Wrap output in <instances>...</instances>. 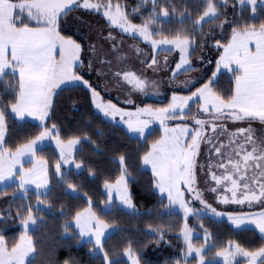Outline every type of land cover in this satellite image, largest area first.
I'll return each instance as SVG.
<instances>
[{
  "label": "snow or ice",
  "instance_id": "6c2138e0",
  "mask_svg": "<svg viewBox=\"0 0 264 264\" xmlns=\"http://www.w3.org/2000/svg\"><path fill=\"white\" fill-rule=\"evenodd\" d=\"M151 2L154 5L153 15L149 16L144 23L137 25L131 23L122 10V6L119 3L114 4L113 0H107L106 3L101 0H95V2L93 0H0V81L8 75H13L17 77L18 85L15 103L6 104L0 100V184L10 186L15 183L17 189L25 194L29 191L28 186L34 185L37 190V203H43L39 200V196L46 194L40 190L47 188L48 184L47 161L37 160L33 167L25 169L23 158L28 157V162H32L37 148L46 139H55L60 149L61 160L55 164V172L63 179L61 165L71 162L72 151L81 142V137H74L65 143L59 138L56 125L53 124L51 128L44 127L34 139L21 144L14 152L5 146L6 110H10L21 119L26 115L35 116L43 122L51 110L55 90L62 85L79 82L86 86L92 92L96 108L105 116L113 119L117 115H120L122 119L124 116L137 117L135 123L131 119L125 123L128 124L130 131L141 135L151 121L158 120L164 125L166 120L175 119L178 112L183 115L189 101L202 100L200 110L204 113H209L211 110L212 121L193 117L198 128H189L187 125L169 128L165 125L164 135L151 145L150 150L143 155L142 161L144 165L151 166L156 177L154 186L162 195L166 194L168 207L178 205L183 209L185 224L181 232L186 244L184 260L187 261L189 256L196 253L199 264H205L202 254L205 250L204 246L195 247L192 244V231L188 228L186 221L193 209L188 207V202L184 199V191L192 192L194 199H201L200 193L193 185L195 158L202 140L212 145L210 151H215L218 156L222 155L221 149H231L226 162L217 165L224 170V175L217 177L215 173H212V179L217 183L230 182L231 188L228 191L232 195L231 202L237 204L264 202V137H256L251 127L252 121L264 124V21L258 27L255 23H242L241 27L232 29L231 39L226 45H220L217 42V47H223L224 54L217 62V71L212 74V78L190 96L173 95L172 103L166 108L153 110L149 106L138 108L135 113H132L125 112L111 102H97L99 93L74 70L78 66H83L80 60L82 47L75 40L60 34L58 30L60 18L76 8L96 12L102 10L103 16L111 25L119 27L126 33H138L149 41L154 49L160 46H172L179 49L181 57L176 65V72L192 70L186 54L195 43L194 37L177 32L171 38L161 34L160 39H153L150 25L155 24L158 19L155 13L157 0H151ZM238 3L241 6H251L255 19L257 6L264 5V0H238ZM226 4L227 0H203V12L194 21L195 25L200 26L203 22H211L213 18L219 19L222 15L220 7ZM160 15L168 17V8H162ZM218 27H222V24ZM110 38L114 39L111 36ZM57 48H59V59L56 57ZM156 63L157 61L153 59L149 67ZM221 68L231 71L235 78L233 94L227 99L213 88ZM116 75H122L125 81L141 91L147 85V82L135 72L116 73ZM142 115H146L149 119L140 120L139 117ZM222 118L250 123L248 128H240L236 132L229 133L227 145L221 143L216 146L213 144V137L206 136V131L216 133L217 128H220L221 134L226 132L225 125L215 122ZM53 132H57V135L53 136ZM236 137H242L243 142L237 143ZM84 139L87 140L88 137L85 135ZM119 163L121 165L119 177L114 183L105 182L108 201L112 202V193L115 192L120 203L135 212L136 207L132 203L128 189L130 174L125 166L124 156L119 157ZM75 167L79 168L80 164H76ZM182 184L185 185L184 191L181 190ZM68 187L74 190V185L69 184ZM212 190L215 191V189ZM238 191H242L240 199H237ZM222 202L230 201L225 196ZM201 203L205 204L207 211L217 216L223 215L216 212L210 204L202 200ZM24 210L26 215L21 219L24 234L20 236L19 242L9 248L4 237L0 235V264H33L37 249L27 233L29 226L36 223V219L31 205H25ZM17 215L21 213L18 211ZM228 218L237 227L252 224L264 236V211L244 216L230 215ZM75 224L80 230L81 237L94 238L89 242L102 252L105 264H113L108 253L103 249L105 233L114 226L96 215L91 208V200H89L88 208L76 213ZM65 230L67 231V228ZM204 239L207 243V234ZM123 254L131 264H140V258L131 244L123 250ZM215 255L223 259V264H238V257L243 258L246 264H264V245L255 250H248L239 243L229 241L227 246L217 251ZM176 264L180 262L177 261Z\"/></svg>",
  "mask_w": 264,
  "mask_h": 264
},
{
  "label": "trees",
  "instance_id": "16d2710c",
  "mask_svg": "<svg viewBox=\"0 0 264 264\" xmlns=\"http://www.w3.org/2000/svg\"><path fill=\"white\" fill-rule=\"evenodd\" d=\"M113 1L123 3L131 19L137 23L153 15L154 5L151 0ZM164 7L168 8L170 16L167 19L163 16L158 18L155 35L172 37L177 32H181L194 37L197 41L192 54L194 62L204 44L210 49V70L202 83L212 77L221 56L222 47L215 48L213 42L221 41L222 44H227L234 27L239 28L242 23H255L258 27L264 21V5L257 6L254 19L251 7L241 6L235 0H230L221 7L222 15L219 19L206 22L200 28L194 21L203 12V0H157L155 13L160 12ZM66 16L60 20V29L67 35L69 31L65 27ZM221 24L222 27H218ZM213 88L225 99L229 98L235 88L232 72H220ZM17 91L16 76L8 75L0 81V100L4 103H15ZM193 113L194 110L191 114ZM6 122L5 146L11 150L27 143L44 127L50 128L53 124L64 140L77 136L82 138L80 146L75 151V158L83 164L84 169L68 170L63 176V181L55 172V164L59 162L57 150L49 145L38 151L39 155L47 158L50 163V189L46 194L39 196V199L49 203L50 209L36 210L42 218L37 227L30 231L37 249L33 264H65V262L105 264L101 254L92 253L93 243L81 241V236L69 224L76 213L89 204L90 199L103 219L118 226L117 230L104 240V249L113 264H130L123 256V250L129 244L138 254L142 264H176L181 259L184 242L179 233L184 217L168 208L167 198L155 189L154 173L142 161L143 155L162 135L159 128H155L156 130L149 132L143 138L132 135L124 126L105 118L96 109L91 90L80 83L60 88L54 96L50 113L44 124L31 119L19 120L10 110H6ZM85 135L88 137L87 140L84 139ZM120 156L125 157V166L131 175L129 184L132 198L137 205L135 212L118 205L106 211L101 207V203L107 199L103 189L105 182L116 180L121 174ZM69 184L74 185L79 192L76 194L71 192ZM14 193L13 186L0 189V208L4 211L1 210V214L4 213L3 218L0 219L1 234L10 247L18 242L22 232V229L15 225L18 219L17 212L26 215L25 206L22 204L33 206L38 200L36 192L31 193L28 198L14 196ZM201 220L212 232L215 245L211 250H220L229 241H235L249 249H257L264 245V236L254 227L239 228L225 219L220 220L210 216H204ZM191 222L195 227H201L193 217ZM66 228L72 231L71 235L65 234ZM159 232L163 233V240H159Z\"/></svg>",
  "mask_w": 264,
  "mask_h": 264
},
{
  "label": "rangeland",
  "instance_id": "374dc122",
  "mask_svg": "<svg viewBox=\"0 0 264 264\" xmlns=\"http://www.w3.org/2000/svg\"><path fill=\"white\" fill-rule=\"evenodd\" d=\"M229 1L230 0H227V3ZM235 1L238 2V0H235ZM93 2H95V0H93ZM101 2L106 3L107 1L101 0ZM113 3L114 4L119 3L122 6V10L127 14V17L131 21V23L137 24V25L144 23L145 20L140 23L133 21L131 17L129 16L127 8L125 7L123 3L119 1H113ZM218 7L220 6L218 5ZM220 11H221V7H220ZM160 13L161 11L156 13L158 18L161 16ZM169 16H170V11H169ZM168 17H165V18L167 19ZM215 19L216 18H213L212 21ZM60 20H59V27H58L60 34L66 38H71L75 40L82 47V51L80 53V60L83 62V66L82 67L78 66L74 70L78 75L83 76L84 79L87 80L92 85V88H94L96 92L99 93V98L97 102H102V103L111 102L112 104H115L118 108L123 109L125 112H132V113H135L138 108H145L149 106H151L153 110L160 109V108H166L168 107L169 104L172 103L173 95L190 96L192 92H194L197 88L202 87L203 84L207 83L208 81L207 80L206 82L202 83L203 78L209 73V70H210V64H211V60L209 58L211 55V54L209 55L210 49L206 48L205 47L206 45L204 44L202 46V51L200 50L199 52L200 54L196 57V62H194L192 54H193V50L196 48V44H197L196 40H195V43L189 48V51L186 54L188 60L190 61L191 69H194V68L195 69L192 71L181 70L180 72H176V65L177 63L180 62V57H181V53L179 49L174 48L172 46H160L154 49L152 45L149 43V41L145 40L138 33H126V32H123L119 27L111 25L109 21L107 20V18L103 16L102 10L100 12H96V11H92V10H88L84 8L73 9L66 16L65 27L67 31H69V34L67 35L64 34L60 29V23H61ZM221 20L224 23L223 19ZM204 23L206 22H203L198 27L200 28ZM157 24H158V19L155 24L150 25V31L153 32V39L158 40L161 38V35H155L154 33V30L156 29ZM110 36L114 37V39L110 38ZM217 42H219L220 45H226V44H222L221 41H217ZM217 42H213L215 48H217ZM169 48L171 50H168ZM223 53H224V49L222 47L221 56L223 55ZM56 57L57 59H59V48H57ZM153 59H155L157 63L149 67V65L152 64ZM185 67L187 68L188 66L186 65ZM216 71L217 69L215 70V72ZM222 71H228V70H224L223 68H221L220 72ZM124 72H135L137 76H139L141 79L147 82L146 87L141 91L135 88L132 84H129L127 81H125L122 75L120 76L116 75V73L122 74ZM174 72H176L175 75H173ZM219 73H217L216 79L218 78ZM78 83L79 82H76L75 84H78ZM66 85H74V84H66ZM63 86L65 85H62L61 87ZM194 86H197V87L194 88ZM60 88L55 90V94L60 90ZM55 94L52 97V103H53ZM147 100H153L155 102L147 103L146 102ZM198 101L199 103H197ZM93 102H94V98H93ZM202 104H203L202 100L189 101L188 108L184 110L183 115H180L178 112L175 119L166 120L164 125H162L160 121L158 120L151 121L148 124L147 128L145 129V132L143 135H141L138 132L130 131L128 128V124L125 123V121L129 119H131L133 123H135L137 120V117L124 116L122 119L120 115H117L113 119L112 117L105 116L103 112L100 111L99 109L97 108L96 109L99 112H101L105 118L124 126L132 135L143 138L149 132L156 130L155 128H159L162 131L161 132L162 135L160 136L161 138L164 135L165 125L169 128H175L177 126L183 127L185 125H187L189 128H198L199 126L195 124V120L193 119V117L211 122L213 113L211 110L209 113L202 112L200 110V106ZM193 106H194V109H193ZM193 110H194V113L191 114ZM13 115L19 120L32 118L31 120L38 121L39 123H42V124L45 123L48 117L47 116L46 119L43 122H41L35 116L26 115L25 117H30V118L24 117L23 119H21L17 117L15 114ZM139 119L148 120L149 118L146 115H142L139 117ZM225 120L230 121V123L239 122V123L244 124L245 122H247V121H233L230 119H225ZM6 125H7V122H6ZM6 134H5V137H6ZM56 135H57V132H53V136H56ZM59 138L65 143L68 141V140H64L63 138H61L60 135H59ZM81 141H82V138H81ZM202 142L200 143L198 155L195 158V163H196L195 183L193 185V187L200 193L201 199L200 200L194 199L193 193L184 191L185 185L183 184L181 185V190L184 191V199L186 202H188V207L193 209V212L188 215L186 223L188 225V228H190L192 231V244L195 247L204 246L205 250L202 254L204 255V258H205V264H216V263L223 264V259L215 255L216 252L219 250H211L212 247L215 245L213 241V235H212V232L206 226H204L203 220H201V218L204 216H210V217H214L220 220L225 219L231 225L237 227L231 220H229L228 217L230 215L231 216H241V213L239 212L234 213V211H224V209L219 208L220 206L214 205L213 203L210 202L208 198L204 197V195L201 194V191L199 190V185L197 182H198V171H199V158H200L199 156L203 150ZM80 143L76 145L72 151V156L70 157L71 162L68 164L61 165V174L63 176L68 170L72 168H74L77 171L84 169L83 164L75 158V151L80 146ZM49 145L53 146L57 150V153L59 154V162H60L61 160L60 149L59 147H57L55 139H46L37 148L36 156L32 162H28V157L23 158L25 169L33 167V164L37 160L43 159L47 161L48 184H47V188L40 190L41 192H44V193H46L50 189V183H51L50 163L47 158L41 157L38 151L39 149L44 148ZM15 150L16 149L12 151L14 152ZM76 164H80V167L79 168L75 167ZM145 166L151 169L150 165H145ZM57 176L59 177L61 181L64 180V178L61 179L60 174H57ZM130 179H131V175L128 180V189L131 195L132 191H131V187L129 184ZM155 180H156V177H155ZM114 182L115 180L109 181V183H114ZM8 186L9 185L7 184H0V189L6 188ZM10 186L15 187L14 196H21L22 198H28L31 196V193L33 192L37 193V190L35 189L34 185L28 186L29 191L27 192V194L23 193L22 191H19L15 183L10 184ZM103 189L107 195V199L101 203V207L103 210L105 211L110 210L117 205L124 209L130 210L120 203L118 195L115 192L112 193V202L109 203L108 190L105 188V185ZM155 189L158 191L156 187ZM69 190L75 194L79 192L78 189H76L75 187H74V190L70 188ZM162 196L166 198V194H163ZM131 198H132V195H131ZM39 200L43 201V203L38 204L36 201L33 206L31 205L32 209L35 208V210H32V213L36 219V223L31 224L29 226L27 235H29L32 238L33 242H34V239L30 231L37 227L39 220L42 218L40 215H38L37 213L38 211L36 210L38 208L50 209V205L47 201H44L43 199H39ZM201 200L206 202L207 204H210L212 208L216 209V212L222 213L223 215L217 216L211 213L210 211H207L205 209V204L201 203ZM132 203L135 205L137 209V205L133 198H132ZM22 205L25 206V204H22ZM88 207H89V204L84 209ZM91 208L100 219L107 222L105 219H103V217L100 216V213L96 210V207L93 205L92 200H91ZM84 209H82L79 212H83ZM169 209L179 212L184 217L183 209H181L178 205H174ZM1 210L3 211V209L0 208V219L3 218L4 216V213L1 214ZM261 211H264V207L261 209H258V208L255 209L254 213H259ZM22 216H25V215H22V214L18 215V219L15 222V225L22 229L20 236L24 234V227L21 222ZM192 217L195 218L196 223H200L201 227H195V225H193V223L191 222ZM69 224L70 226H73L75 228V231L80 235V230L76 227V224H75V216L69 222ZM109 224L113 225L114 227L110 228L108 232L105 233L104 240L111 233L116 231L118 228L116 224H113V223H109ZM184 224H185V219H184L182 228L184 227ZM240 227H255V226L252 224H243ZM1 233H2V230L0 227V235H2ZM65 234L71 235L72 231L70 229H67V231H65ZM179 234L184 242V251L182 252L181 259L179 260L180 264H199V257L197 256L196 253H193L191 256H189L187 258V261L184 260L186 244L183 239V235L181 231ZM206 234H207V243H205V239H204ZM4 239L6 241L5 237ZM90 239H94V238H90L89 236L81 237V241H90ZM163 239H164L163 233L159 232V240H163ZM227 244L228 242L226 243V246ZM9 248L11 247L9 246ZM246 249L255 250V249H249V248H246ZM91 250L93 254L102 255V252L97 250L94 244ZM103 250L105 251V249ZM123 256L125 255L123 254ZM237 261H238V264H246V261L243 258L238 257ZM129 263L131 264L130 261ZM140 264H142L141 261H140Z\"/></svg>",
  "mask_w": 264,
  "mask_h": 264
},
{
  "label": "flooded vegetation",
  "instance_id": "af4514ba",
  "mask_svg": "<svg viewBox=\"0 0 264 264\" xmlns=\"http://www.w3.org/2000/svg\"><path fill=\"white\" fill-rule=\"evenodd\" d=\"M217 124H223L226 126V132L221 134V129L217 128L216 133H212L210 130L206 132L207 137H213V144L219 146L221 143L227 145L229 141V133L236 132L240 128H248L249 125H232L230 126L224 120L215 121ZM256 137H264V129L257 127L252 128ZM237 143H242V137H236ZM212 145L206 142H202V152L199 158V171H198V185L201 194L208 198L214 205L220 206L219 208L224 209V211H234L241 213V216L247 214H253L254 210L264 206V202H252L251 204L245 202L243 204L232 203V195L228 189L231 188L230 182L217 183V181L212 179V173H215L217 177L224 175V170L217 167L221 162H226L227 155L231 151L230 148L221 149V156H218L215 151H210ZM198 188V186H197ZM212 189H215L213 191ZM227 196L229 203H223L222 198ZM242 198V191L237 192V199Z\"/></svg>",
  "mask_w": 264,
  "mask_h": 264
},
{
  "label": "crops",
  "instance_id": "0c3cea01",
  "mask_svg": "<svg viewBox=\"0 0 264 264\" xmlns=\"http://www.w3.org/2000/svg\"><path fill=\"white\" fill-rule=\"evenodd\" d=\"M252 47H253V51L255 50V47H254V43H253V45H252ZM224 54V53H223ZM224 70H226V69H224ZM18 117V116H17ZM20 118V117H19ZM25 118H30V117H25ZM32 119V118H31ZM224 120V122H227V124H229L230 126H234L235 124L236 125H249V121H247V122H245L244 124L243 123H239V122H233V123H230V121H226L225 119H223ZM251 127L252 128H256L257 129V127H260V128H263L264 129V124H261L260 122H258V121H255V122H251ZM200 157H201V155H200ZM253 214H255V213H253ZM255 228V227H254ZM258 230V229H257Z\"/></svg>",
  "mask_w": 264,
  "mask_h": 264
}]
</instances>
